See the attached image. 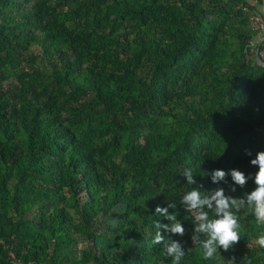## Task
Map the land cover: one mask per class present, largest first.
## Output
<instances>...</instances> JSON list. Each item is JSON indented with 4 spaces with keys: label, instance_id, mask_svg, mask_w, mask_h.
I'll return each instance as SVG.
<instances>
[{
    "label": "trees",
    "instance_id": "1",
    "mask_svg": "<svg viewBox=\"0 0 264 264\" xmlns=\"http://www.w3.org/2000/svg\"><path fill=\"white\" fill-rule=\"evenodd\" d=\"M253 17L264 0H0V264H171L151 243L166 202L181 264H264L250 210L205 261L179 206L187 168L202 193L255 187L208 178L264 150Z\"/></svg>",
    "mask_w": 264,
    "mask_h": 264
},
{
    "label": "clouds",
    "instance_id": "2",
    "mask_svg": "<svg viewBox=\"0 0 264 264\" xmlns=\"http://www.w3.org/2000/svg\"><path fill=\"white\" fill-rule=\"evenodd\" d=\"M254 55L257 64L264 67V51H258L257 48ZM244 154L251 158L250 165L258 169L254 173L246 174L239 168H231L227 171L215 168L208 171V178L213 184H226L232 193L237 191V186L245 189L249 181H252L255 185L254 189L244 192L239 198L226 194L224 187L202 193L200 187H203V184L194 177L192 169L187 168L182 173V177L186 178V184L199 185L183 194L179 206L190 214L194 225L190 239L193 245L201 246L202 259L205 261L214 259L221 250L225 253L235 252L242 240L239 218L241 212L250 210L254 215L255 224L264 228V150L257 151L253 157L252 150L245 148ZM229 176L231 184H229ZM177 207L176 202H166V206L156 205L154 214L162 216L168 223L161 221L155 223L157 230L151 241L153 245L161 246L163 254L171 258V264H181L186 255L184 244L180 240L173 239L174 236L182 238L187 234L184 224L177 220ZM169 209L172 211L170 212ZM201 236L205 239L202 240ZM255 243L259 248L264 249V232L257 235ZM232 259L235 261V255ZM243 261L251 264V260L246 255L241 258V264Z\"/></svg>",
    "mask_w": 264,
    "mask_h": 264
},
{
    "label": "built area",
    "instance_id": "3",
    "mask_svg": "<svg viewBox=\"0 0 264 264\" xmlns=\"http://www.w3.org/2000/svg\"><path fill=\"white\" fill-rule=\"evenodd\" d=\"M253 28L258 32L257 37L262 41L264 40V24L262 22V18L261 17H255V20L253 22ZM257 41L252 43V47L253 50L252 52L255 53L256 49L258 47H256L257 45ZM258 51H260V49H258ZM261 51H264V47Z\"/></svg>",
    "mask_w": 264,
    "mask_h": 264
},
{
    "label": "rangeland",
    "instance_id": "4",
    "mask_svg": "<svg viewBox=\"0 0 264 264\" xmlns=\"http://www.w3.org/2000/svg\"><path fill=\"white\" fill-rule=\"evenodd\" d=\"M254 20H255V17H253V19H252V24H251V27H252V29H254L253 28V22H254ZM255 30V29H254ZM256 38H257V35H256ZM254 42H256V39L254 40ZM260 42V41H259ZM35 50V47H33V48H31V51H34ZM252 55L253 56H255L254 55V52H252ZM82 247V244H80V247L79 248H81Z\"/></svg>",
    "mask_w": 264,
    "mask_h": 264
},
{
    "label": "crops",
    "instance_id": "5",
    "mask_svg": "<svg viewBox=\"0 0 264 264\" xmlns=\"http://www.w3.org/2000/svg\"><path fill=\"white\" fill-rule=\"evenodd\" d=\"M256 41L259 43V41H261L258 37L256 38ZM257 45H259V44H257Z\"/></svg>",
    "mask_w": 264,
    "mask_h": 264
},
{
    "label": "water",
    "instance_id": "6",
    "mask_svg": "<svg viewBox=\"0 0 264 264\" xmlns=\"http://www.w3.org/2000/svg\"><path fill=\"white\" fill-rule=\"evenodd\" d=\"M259 58V57H258Z\"/></svg>",
    "mask_w": 264,
    "mask_h": 264
}]
</instances>
